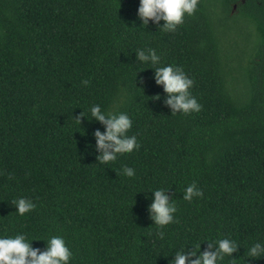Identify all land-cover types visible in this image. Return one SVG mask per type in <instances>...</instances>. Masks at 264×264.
Segmentation results:
<instances>
[{"label": "trees", "instance_id": "trees-1", "mask_svg": "<svg viewBox=\"0 0 264 264\" xmlns=\"http://www.w3.org/2000/svg\"><path fill=\"white\" fill-rule=\"evenodd\" d=\"M138 5L0 0V235H61L70 264H170L180 247L228 237L240 246L223 264H264L246 255L264 243V0H199L175 32L141 25ZM140 48L183 68L199 112L172 113ZM92 104L127 112L139 149L100 163L103 124L72 119ZM193 181L203 196L185 201ZM156 188L177 209L163 239L148 211ZM21 196L36 204L23 216Z\"/></svg>", "mask_w": 264, "mask_h": 264}, {"label": "clouds", "instance_id": "clouds-1", "mask_svg": "<svg viewBox=\"0 0 264 264\" xmlns=\"http://www.w3.org/2000/svg\"><path fill=\"white\" fill-rule=\"evenodd\" d=\"M198 3L199 0H139L137 17L141 25L147 26L151 20L159 25L162 32H175L178 26L183 24L186 16L196 12ZM160 21L164 23L161 25ZM136 54L142 64H150L155 68L156 83L163 85L164 91L168 94L165 103L171 107L172 113L187 114L201 110L202 105L190 92L194 81L181 66L171 63L160 66L161 56L152 48L137 49ZM81 83L87 85L89 81L82 80ZM82 117L89 120L95 118L104 126V131L97 129L93 133L98 153L97 160L100 163L115 161L119 154L139 149L137 136L128 135L133 122L127 112L106 111L102 110L101 105L92 104L88 107L87 113L83 110L78 116L72 115L73 122L80 125ZM122 174L131 178L135 176V169L125 165L122 167ZM8 178L13 177L9 174ZM151 193L152 202L148 206V211L153 224L157 226L159 238L163 239L165 234L161 229L175 222L176 204L174 199H170L168 189L156 188L151 190ZM202 196L203 191L193 181L184 189L182 198L191 202L194 197ZM11 204L15 207V212L21 216L36 207L32 199L23 196L12 200ZM34 240H43L44 249L33 247L31 242ZM204 241L207 242L204 250H201V243L191 245V250L187 252L184 247H180L170 264H223L225 257H229L233 262L236 260L231 255L237 252L240 246L235 239L205 238ZM246 255L251 258L264 257V243H253ZM72 256V251L61 235H51L46 239L26 237L24 233L14 236L0 235V264H70Z\"/></svg>", "mask_w": 264, "mask_h": 264}, {"label": "flooded vegetation", "instance_id": "flooded-vegetation-1", "mask_svg": "<svg viewBox=\"0 0 264 264\" xmlns=\"http://www.w3.org/2000/svg\"><path fill=\"white\" fill-rule=\"evenodd\" d=\"M245 2L246 0H241V3H245ZM239 5L240 3L232 4V11H231L232 15H235V13L238 12Z\"/></svg>", "mask_w": 264, "mask_h": 264}]
</instances>
